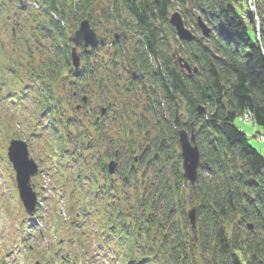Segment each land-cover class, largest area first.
Returning a JSON list of instances; mask_svg holds the SVG:
<instances>
[{"label": "trees", "instance_id": "16d2710c", "mask_svg": "<svg viewBox=\"0 0 264 264\" xmlns=\"http://www.w3.org/2000/svg\"><path fill=\"white\" fill-rule=\"evenodd\" d=\"M248 1L29 0L14 11L0 0V30L9 35H0V101L6 104L0 106V151L18 137L19 109L33 100L29 142L44 149L67 201L68 218L60 217V241L50 242L46 264H264V153L238 124L250 114L264 142V0L256 4L260 33ZM175 7L186 26L193 24V40L179 39L170 24ZM85 18L94 28L107 22L114 43L84 60L128 61L145 75L125 95L116 91L122 107L108 130L121 134L109 148L107 118L88 124L80 110L64 106L68 92L106 96L108 84L122 80L117 71L90 72L87 63L86 71L73 68L70 35ZM35 116L51 126L37 132ZM184 128L195 133L201 155L194 185L183 175L178 131ZM115 151L118 178L107 168ZM97 245L111 254H97Z\"/></svg>", "mask_w": 264, "mask_h": 264}, {"label": "rangeland", "instance_id": "374dc122", "mask_svg": "<svg viewBox=\"0 0 264 264\" xmlns=\"http://www.w3.org/2000/svg\"><path fill=\"white\" fill-rule=\"evenodd\" d=\"M25 1H29V0H25ZM257 1L262 2L263 0H250V2L248 1V4L250 10L251 8L255 10V17L257 19V31L258 33H260L261 30L260 20L258 18L257 10H256ZM176 11H179L181 13V8L180 7L173 8L171 14ZM106 25L107 22H103L98 24L95 28L99 37H106L107 43L111 44L113 35L112 36L109 35V31H107L105 27ZM190 25L192 26L191 27L187 26V28L190 30H194L195 28L191 22ZM78 26L79 24L77 25V29ZM0 35L4 39L6 36H9L8 33L4 31L2 28L0 30ZM72 35L73 34H71L70 37ZM259 37L260 35H258V39ZM120 84H122V80L120 81ZM142 90H143L142 86H140L138 93L139 95L142 94ZM120 91L122 92V90ZM69 93L70 95L68 96L70 97V101L67 103V105L64 106L69 112H73V109L75 110V105H74V103L76 102L75 100L78 99L81 100L84 94H82V96L79 98H73L74 97L73 93L68 92V94ZM99 94L100 95L97 96L98 101L104 100V97L101 95V93ZM123 94L125 95L124 92ZM121 95L122 94L113 93V96L117 98L118 102L120 99H122ZM142 102L143 103L141 104V110L142 107L145 105L144 103L145 100H143ZM0 106L2 108H5L6 104L0 101ZM87 106H85L86 108L84 107L79 112L81 113V116L84 118V121L86 123L88 122L89 124L95 120V117L93 115L94 114L93 110H91L90 108L87 109ZM121 107L122 104L119 103L115 108L116 109L115 112H119L120 111L119 109ZM34 108H36L35 102L31 99L28 100V102H26L25 107H20L19 109L20 116L17 120L21 121V124H17V122H15L13 126V130L18 135L17 138L26 140L27 142L29 141V136L32 133L31 130H29L28 117L34 116L33 113ZM35 117H36L35 119H37V122L39 123L37 132H40L45 125L51 126V122L48 118L46 117L38 118L37 116ZM109 124L111 126L112 125L114 126L115 123L111 121ZM238 124L249 136L250 144L253 145L255 148H257L261 153H264V142H263V136L261 135L262 132L261 128L255 125L250 118L248 122L238 121ZM128 126L134 130L136 138H138L139 135L141 137V132L139 129L133 127L132 124ZM108 128L110 127H107V129ZM109 133L110 135H108L107 137H111V139L113 138V140H116L112 142V144L118 145L116 144L119 139L117 137L121 134V130L116 132L118 136L115 134V130L113 129L109 130ZM8 143L9 141L5 145V154L3 153V151H0V157H1L0 160V264H34V262L37 259L40 260L42 259L43 254L40 255L42 253L41 251H46V247L49 243V239L55 240V237L57 236L56 241L58 242V240H60L58 237V233L62 234V230L59 231L58 233L57 230L61 225L60 217L64 219L68 218V214L66 210L67 201L62 187L59 184H57L51 177L50 163L42 158V154H44V149L41 148V145L38 144L35 145L32 141V144L29 147L30 155L39 163L42 169L41 175L38 176V178L37 176L33 178V184L36 191H39L40 188L42 187L41 194L42 196L45 197V200L40 202L41 209L39 210L42 213L41 217L38 216L34 217V215L28 216V214H26L25 212L22 202L18 198L19 194L16 188L17 186H16L15 173L7 159L6 150ZM145 144L146 143H143L141 145L144 146ZM135 158H139V155L137 154ZM118 163L120 166V162ZM112 176L114 178L119 177L117 173ZM39 198H40V194H39ZM52 218H54L55 220H52ZM41 231H43L44 234H42L40 237ZM33 243L36 247L32 249V251L28 250L29 247L33 245ZM97 247L98 249H96L95 251L97 254L98 252H101L102 255L111 254L110 252L99 251V249L101 248L100 245H97Z\"/></svg>", "mask_w": 264, "mask_h": 264}, {"label": "water", "instance_id": "95a60500", "mask_svg": "<svg viewBox=\"0 0 264 264\" xmlns=\"http://www.w3.org/2000/svg\"><path fill=\"white\" fill-rule=\"evenodd\" d=\"M250 2V0H249ZM252 14L255 15V10L251 8ZM170 23L174 27L179 39L184 41H191L194 39V33L187 28L184 18L179 11H176L170 16ZM198 26L201 28L204 36H208L210 29L206 23L198 17ZM118 38V34L115 36ZM70 41L73 42L71 49V61L76 70L80 68L82 53L78 51V45H84V53L89 51V48L98 47L100 44H105L103 37H98L96 31L92 28L89 19L85 18L80 22L78 29L70 37ZM178 61L181 66L192 71V66L184 58L180 57ZM195 70H197L195 68ZM136 76V73H135ZM84 101H87V96L83 97ZM80 105L77 106L79 108ZM198 111L200 114L204 113L205 107L199 105ZM106 108H102V114L106 113ZM179 143L181 147V157L183 166L184 178L194 185L198 179V171L201 163V155L198 145L196 144L195 133H189L186 129H179ZM8 157L16 171V180L19 190V194L26 211L32 214L37 207L38 196L31 183L32 176H35L39 171V166L36 161L30 157L28 143L21 139L11 140L8 147ZM137 160V158H136ZM118 162L111 160L108 164V169L111 174L115 173ZM189 219L195 227L196 225V208H192L188 211ZM252 227V225H250ZM35 264H42L37 261Z\"/></svg>", "mask_w": 264, "mask_h": 264}, {"label": "flooded vegetation", "instance_id": "af4514ba", "mask_svg": "<svg viewBox=\"0 0 264 264\" xmlns=\"http://www.w3.org/2000/svg\"><path fill=\"white\" fill-rule=\"evenodd\" d=\"M115 36L116 35H114V38L117 41H120L121 40L120 37L116 38ZM104 38H105L106 43H107V38L106 37H104ZM113 43L114 42L111 41V44H113ZM107 45H109V44L107 43ZM86 63L91 65V69H89L90 72H94V73L96 72V73H99V74L100 73H103L104 76H110V72L117 71L122 76L121 77L122 78V84H119V86H116L115 87L112 84H108V87H107L108 88V93H107L108 95L103 96L104 97V100L98 101V97L97 96L100 95L99 94L100 91L95 90L94 92H89L88 94H86V95H88V100L85 103L83 102L84 105H86V106L88 105L87 107L90 108L91 110H93V112H94L93 115H94V117H96V119L101 120V118H100L101 116L107 118L105 124H106L107 127H109L110 126L109 123L113 119L112 118V115L116 111L115 108L119 104V102L117 101V98L115 96H113V93H116L117 90H119V91L122 90V92L128 93V91L131 88L134 87V86L133 87H129V85L132 84V83H134L135 85H138L140 82L137 81V80H139V79H145V75L142 72V70H140V69H138V70L133 69L131 67V65L129 64L128 61L126 62V61H120V60H118V61H112V60H97V59L83 60L82 61V67L80 68V71H86L85 69H83V66ZM113 64L122 65V67H120L119 69L115 70V69H112L111 68V65H113ZM179 64H180V67L183 68L181 66V63L180 62H179ZM98 65H103L104 67H102V68L97 67ZM183 69H185V68H183ZM135 73H136V76H135ZM82 94H84V93H81L80 95L77 94L73 98H79V97L82 96ZM75 101H76L74 103L75 106L78 105V104H81V106H82V102H81L82 100H79L78 99V100H75ZM103 107L107 109L105 115H101L102 114L101 113V110H102ZM107 134L110 135L109 130L107 131ZM106 142H107L106 143V146L109 148L110 145H111V143L113 141H112L111 137H108V139H107ZM116 144H118V143H116ZM120 144H123V143H120ZM143 151H144V149L142 150V152L140 154H142ZM117 155H119V152L118 151H115V157ZM111 159L112 158H110L109 160H111Z\"/></svg>", "mask_w": 264, "mask_h": 264}, {"label": "built area", "instance_id": "2783aa9c", "mask_svg": "<svg viewBox=\"0 0 264 264\" xmlns=\"http://www.w3.org/2000/svg\"><path fill=\"white\" fill-rule=\"evenodd\" d=\"M249 118L251 119V116H250V114L247 113L243 117H240V120H241V122L242 121L248 122Z\"/></svg>", "mask_w": 264, "mask_h": 264}]
</instances>
